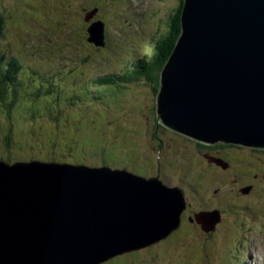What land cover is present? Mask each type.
Segmentation results:
<instances>
[{"label":"rangeland","instance_id":"374dc122","mask_svg":"<svg viewBox=\"0 0 264 264\" xmlns=\"http://www.w3.org/2000/svg\"><path fill=\"white\" fill-rule=\"evenodd\" d=\"M179 4V0H0V49L16 57L26 71L31 67L41 76L53 77L54 86L37 98L29 92L30 82L22 86L9 116L0 104V161L88 168H100L105 161L131 172L129 165L139 164L143 166L137 174L185 192L187 212L179 228L157 245L119 255L106 264H264V176L260 164L247 161L260 157L263 168L264 155L240 147L235 152L241 153L231 163L223 160L230 165L229 173L220 175L219 167L204 157L207 151L197 147L199 142L170 136L171 131L163 129L156 118L154 88L150 86L149 91L148 82L121 83L117 90L104 91L94 90L95 84L88 85L89 81L72 82L79 73L71 74L75 68L81 67L83 75L89 68L100 74L123 59V54L150 52V40L154 43L164 32V23ZM100 23L109 40L104 51L86 42L91 37L85 30L99 32ZM96 50L104 54L100 56L107 65L98 62ZM64 73L71 81L60 83ZM56 81L60 84L54 85ZM31 105L42 117L35 118L27 107ZM50 106H59L60 113ZM155 125L158 128L153 130ZM159 161L171 166L161 167L160 172ZM12 193L16 194L1 191L8 198ZM203 203L209 209H203ZM218 206L220 223L208 237L186 221L189 215L193 218L200 210H218Z\"/></svg>","mask_w":264,"mask_h":264},{"label":"water","instance_id":"95a60500","mask_svg":"<svg viewBox=\"0 0 264 264\" xmlns=\"http://www.w3.org/2000/svg\"><path fill=\"white\" fill-rule=\"evenodd\" d=\"M98 27L88 42L102 47ZM159 83L157 120L171 131L264 150V0H183ZM185 207L179 188L155 178L0 162V264H102L166 239ZM194 218L208 233L220 214Z\"/></svg>","mask_w":264,"mask_h":264},{"label":"trees","instance_id":"16d2710c","mask_svg":"<svg viewBox=\"0 0 264 264\" xmlns=\"http://www.w3.org/2000/svg\"><path fill=\"white\" fill-rule=\"evenodd\" d=\"M179 1H180V4H179L178 8L175 10V12L172 15H170L167 18L166 22L164 23V26H165L164 32H160L159 38L157 40H155V42L153 44L154 47H153V49H151L152 53H151L149 60L147 61V59H146V60H143L142 62H140L136 66L135 71L132 74L128 73L126 76H120L121 78L118 77L117 79H116V76L115 77L114 76H108L104 79H100L99 82H97L98 85L100 84L102 86L114 87V86H116L115 83H117L119 78L123 83L132 82L134 80H135L134 82H137V81L143 79L144 81L149 83V88H150V86H153V88H154L153 93H154L155 97H157V94L159 91V86H160L159 82H160L161 70H162L163 66L165 65L166 61L168 60V58H169V56H170V54L174 48L176 40L180 34V16H181V11H182L183 0H179ZM1 26L3 27V16L0 13V27ZM14 67H15L14 70H10L7 73H5V72L0 73V104L5 105L4 109L6 110L8 115H9L10 111L12 110V104L14 103L15 100H13L11 102H7L6 94L4 91H5V87L13 85L15 82V71L18 69V66L14 65ZM130 68H133V66H130ZM108 87H105V88H108ZM150 90H152V89L150 88L149 91ZM156 118H157V116H156ZM156 127L157 126L155 125V128L153 127V130H156ZM159 127L162 128L161 126H159ZM167 132H170V131L167 130ZM171 135H174L175 137H177V138L179 137L182 139V137H180L178 134L177 135L174 134L173 132H171L170 136ZM191 141H189V142H191ZM180 143H182V142H180ZM197 147L205 149L207 151V153L221 151V153H223L225 156L230 153V154H232L231 156L234 155V157H236L235 156L236 154L241 153V152H235V150L242 149V148H240L239 145H234V144H227V145L222 144V145H217V146H204L200 143H197ZM245 150H247V149L245 148ZM258 151L262 152V154H264L263 151H260V150H258ZM138 156H140L139 153L136 154L137 160L141 159V158H138ZM159 163H160L159 165H163L160 161H159ZM192 164L193 163H191V165ZM258 164H260L258 166L260 168V173H262V175L264 176V166H263V168L261 166L263 164V159H260V157H258L257 163L253 162L251 165H258ZM144 165L147 166L148 164L144 163ZM213 165H215V164H213ZM102 166H108L112 169L113 168H121V169L124 168V166L123 167H112V166L108 165L107 162H105V161L102 162ZM129 166H131L133 168V170H134L133 173L137 174L136 172L139 171V168L142 167L143 165L134 164V165H129ZM187 169L189 170L190 168H187ZM159 171H160V169H159ZM163 172H164V170H163ZM222 173L223 172L221 170L220 174H222ZM228 173H229V171H226L223 174L227 175ZM160 175H161V173H160ZM200 176H202V174ZM259 180L263 181L261 175H259ZM197 182H198V179H197ZM198 184H201V182ZM250 194H252V192H249L248 196H250ZM218 225H217V227H218ZM198 229L200 232H202L199 226H198ZM213 233H214L213 231H210V232L204 233V234H207V237H208ZM202 234H203V232H202ZM150 247H152V246H150ZM114 259H116V258H114ZM111 260H113V259H110L103 264H106L107 262H109ZM200 264H202V263L200 262Z\"/></svg>","mask_w":264,"mask_h":264},{"label":"flooded vegetation","instance_id":"af4514ba","mask_svg":"<svg viewBox=\"0 0 264 264\" xmlns=\"http://www.w3.org/2000/svg\"><path fill=\"white\" fill-rule=\"evenodd\" d=\"M226 167H227V168H225V171L222 170V172H226V171L228 170V167H230V165L227 163V164H226ZM222 174H223V173H222ZM220 175H221V174H220ZM236 182H237V181H236ZM237 183H238V182H237ZM237 185H238V184H237ZM238 186H239V185H238ZM239 195H241V193H239ZM243 197H246V196L244 195ZM185 212H187V210H186ZM189 220H190V223H189L190 225H197L194 221H192V219H189Z\"/></svg>","mask_w":264,"mask_h":264},{"label":"clouds","instance_id":"9594fccd","mask_svg":"<svg viewBox=\"0 0 264 264\" xmlns=\"http://www.w3.org/2000/svg\"><path fill=\"white\" fill-rule=\"evenodd\" d=\"M180 137H182V138H186V137H184V136H181V135H179Z\"/></svg>","mask_w":264,"mask_h":264}]
</instances>
